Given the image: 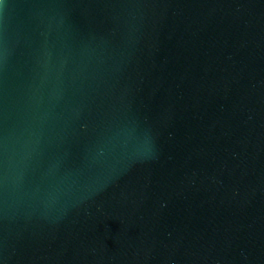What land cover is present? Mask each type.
<instances>
[{
    "label": "water",
    "instance_id": "obj_1",
    "mask_svg": "<svg viewBox=\"0 0 264 264\" xmlns=\"http://www.w3.org/2000/svg\"><path fill=\"white\" fill-rule=\"evenodd\" d=\"M0 264H264V0H0Z\"/></svg>",
    "mask_w": 264,
    "mask_h": 264
}]
</instances>
